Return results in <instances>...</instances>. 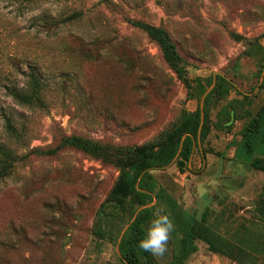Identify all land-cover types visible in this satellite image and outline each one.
<instances>
[{"label": "rangeland", "instance_id": "obj_1", "mask_svg": "<svg viewBox=\"0 0 264 264\" xmlns=\"http://www.w3.org/2000/svg\"><path fill=\"white\" fill-rule=\"evenodd\" d=\"M74 12L75 20L43 28ZM130 20L167 29L193 84L197 76L212 75L211 90L220 74L233 85L214 102L210 131L202 140L200 127L187 166L180 169L177 155L152 171L158 187L181 205L176 216L158 205L174 229L168 251L155 261L168 263L178 247V214L200 219L207 211V223L215 225L210 230L230 240L243 226L260 234L256 206L264 171L249 162L264 154V145L248 152L242 129L264 104V65L251 51L256 42L264 47V0H0V144L15 157L11 173L0 178V264H126L120 236L94 233L120 169L58 146L72 134L113 146L141 145L183 110L203 106L202 99L188 97L158 44ZM30 65L43 73L46 108L22 105L12 95L26 86ZM230 101L236 111L229 107L227 118L220 111ZM7 118L20 139L8 132ZM220 119L222 129L216 127ZM196 245L186 264H264V255L242 250L240 262L211 252L201 240Z\"/></svg>", "mask_w": 264, "mask_h": 264}, {"label": "trees", "instance_id": "obj_2", "mask_svg": "<svg viewBox=\"0 0 264 264\" xmlns=\"http://www.w3.org/2000/svg\"><path fill=\"white\" fill-rule=\"evenodd\" d=\"M23 1L31 3L43 0ZM78 16L79 13L74 12L63 18L45 21L43 28L53 30L75 20ZM130 23L144 30L158 44L165 61L185 81L188 97L197 98L199 101L202 99L203 106L199 104L194 111L183 110L178 119L155 140L141 145L113 146L72 134L64 136L58 148L75 147L120 169L115 185L97 212L94 233L102 239L118 238L124 227L128 225L119 242V253L122 260L126 264H160L151 254L139 250L137 241L143 238L147 225L161 202L167 206V211H170L172 216H176V211L181 205L164 188L158 187V180L152 171L164 169L177 155V165L180 169L183 170L187 166L193 152L194 138L199 134L201 119L203 118L204 122L200 136L202 140H205L210 131L209 120L214 102L221 99L233 85L220 74L215 75L216 83L211 90H208V87L213 83L212 75L206 78L197 76L193 84L186 75L185 66L182 64L183 59L176 44L165 27L137 20H130ZM236 37L240 38L238 35ZM256 46L262 47L259 42H256ZM260 65H264V54L260 59ZM28 69L26 86L21 90L12 91V95L22 105L38 109L46 108V83L43 80V73L36 65H30ZM229 107L236 111L233 101H230L220 111L221 113L225 111L227 118L231 115ZM223 121L222 119L217 121L216 127L224 128ZM7 129L13 137L21 138V133L9 118H7ZM242 140L248 152H253L260 145H264V104L242 129ZM14 158L12 151L0 144V178L11 173ZM249 166L264 171V154L260 153L253 157ZM154 199H157L158 203L152 206L150 203ZM256 213L258 220L255 224L260 228V234L253 236L250 227L243 226L231 233L232 240L217 230H210L209 226L215 227V225L207 223V211L200 219L190 216L182 220L183 216L178 214L179 217L175 218V221L183 230V235L177 241L178 247L174 250L172 259L166 264H186L190 254L197 250V240L206 243L211 252L235 258L240 262H244L239 256L242 250L264 255V189L258 200Z\"/></svg>", "mask_w": 264, "mask_h": 264}, {"label": "clouds", "instance_id": "obj_3", "mask_svg": "<svg viewBox=\"0 0 264 264\" xmlns=\"http://www.w3.org/2000/svg\"><path fill=\"white\" fill-rule=\"evenodd\" d=\"M173 229L174 225L170 217L163 209H157L153 213V218L145 230L143 238L137 241L138 249L151 254L153 257L164 256L168 251Z\"/></svg>", "mask_w": 264, "mask_h": 264}, {"label": "flooded vegetation", "instance_id": "obj_4", "mask_svg": "<svg viewBox=\"0 0 264 264\" xmlns=\"http://www.w3.org/2000/svg\"><path fill=\"white\" fill-rule=\"evenodd\" d=\"M261 45V43H259ZM262 46V45H261ZM251 51H254V54H256V58L254 59L258 64H260V59L262 58L264 54V47L262 46L261 48L258 46H255L254 50L252 49ZM253 54V53H252Z\"/></svg>", "mask_w": 264, "mask_h": 264}, {"label": "water", "instance_id": "obj_5", "mask_svg": "<svg viewBox=\"0 0 264 264\" xmlns=\"http://www.w3.org/2000/svg\"><path fill=\"white\" fill-rule=\"evenodd\" d=\"M203 119V118H202ZM204 120V119H203ZM202 125H203V121H202V123H201V125H200V127H202ZM175 159V158H174ZM174 161V160H173ZM172 161V162H173ZM134 220V219H133ZM127 227H128V225H126L125 226V228L123 229V231H122V233H121V235H120V238H119V242H120V240H121V238H122V236H123V234L125 233V231H126V229H127ZM119 244V243H118Z\"/></svg>", "mask_w": 264, "mask_h": 264}]
</instances>
